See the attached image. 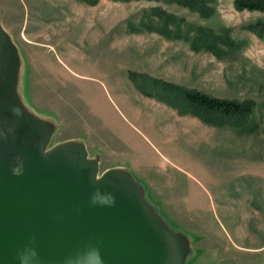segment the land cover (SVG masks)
Segmentation results:
<instances>
[{"label": "rangeland", "instance_id": "rangeland-1", "mask_svg": "<svg viewBox=\"0 0 264 264\" xmlns=\"http://www.w3.org/2000/svg\"><path fill=\"white\" fill-rule=\"evenodd\" d=\"M201 14L173 0H0L18 54L17 100L50 130L47 148L75 141L118 168L190 249L186 264H264V13L206 0ZM160 8L191 39L229 38L221 53L166 37ZM169 23L168 28H174ZM255 102L241 125L206 123L161 84Z\"/></svg>", "mask_w": 264, "mask_h": 264}, {"label": "water", "instance_id": "water-1", "mask_svg": "<svg viewBox=\"0 0 264 264\" xmlns=\"http://www.w3.org/2000/svg\"><path fill=\"white\" fill-rule=\"evenodd\" d=\"M18 64L0 25V264L26 250L32 264H100L96 249L102 264H186L183 237L130 174L98 176L79 142L47 148L49 128L16 98Z\"/></svg>", "mask_w": 264, "mask_h": 264}, {"label": "trees", "instance_id": "trees-1", "mask_svg": "<svg viewBox=\"0 0 264 264\" xmlns=\"http://www.w3.org/2000/svg\"><path fill=\"white\" fill-rule=\"evenodd\" d=\"M89 3H94V0H83ZM182 5H186L192 9H197L201 14L208 15L210 9L206 7V0H173ZM234 8L237 10L258 11L264 13V0H231ZM155 16L161 26L153 27L152 24H147L150 29L162 33L166 37L181 38L182 35L189 39L187 33L181 34L177 27V19L172 15L167 14L160 8H154L151 12ZM169 23H174L175 26L171 30L168 28ZM247 28L254 32L257 36H264V22L257 21L247 25ZM191 47L194 49L206 48L215 55L219 56L221 48L219 44L224 42L228 45L232 44L229 38L218 36L210 29L197 28L196 34L189 39ZM161 89L164 93L171 94L179 101V109L189 111L192 115L198 117L206 123H216L223 120L231 121L236 125H241L254 111L255 102L252 99L236 100L215 97L197 90L188 89L168 82L161 84ZM223 119V120H219ZM17 169L20 165L16 166Z\"/></svg>", "mask_w": 264, "mask_h": 264}, {"label": "clouds", "instance_id": "clouds-1", "mask_svg": "<svg viewBox=\"0 0 264 264\" xmlns=\"http://www.w3.org/2000/svg\"><path fill=\"white\" fill-rule=\"evenodd\" d=\"M15 111V110H14ZM94 255L100 264H102V260L99 256L98 249L94 250ZM21 264H32L35 259V252L31 250H26L25 252L20 254ZM71 260V258H69Z\"/></svg>", "mask_w": 264, "mask_h": 264}]
</instances>
